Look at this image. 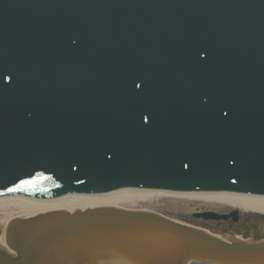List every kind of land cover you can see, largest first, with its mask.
Wrapping results in <instances>:
<instances>
[{"label":"water","instance_id":"water-1","mask_svg":"<svg viewBox=\"0 0 264 264\" xmlns=\"http://www.w3.org/2000/svg\"><path fill=\"white\" fill-rule=\"evenodd\" d=\"M132 186L264 194V0H0V195ZM190 260L264 264V239L102 206L0 242V264Z\"/></svg>","mask_w":264,"mask_h":264},{"label":"bare ground","instance_id":"bare-ground-1","mask_svg":"<svg viewBox=\"0 0 264 264\" xmlns=\"http://www.w3.org/2000/svg\"><path fill=\"white\" fill-rule=\"evenodd\" d=\"M186 196L188 198H201L209 202H220L232 206H239L243 211H255L264 214V195L242 194L234 192H191L172 193L157 190L144 189H117L100 194H70L49 200H34L20 196L0 197V224L14 216H29L37 212L48 210L74 209L82 210L98 206H130L133 207L139 202H147L152 196ZM137 203V204H136ZM0 241L3 242V228L0 233Z\"/></svg>","mask_w":264,"mask_h":264},{"label":"rangeland","instance_id":"rangeland-1","mask_svg":"<svg viewBox=\"0 0 264 264\" xmlns=\"http://www.w3.org/2000/svg\"><path fill=\"white\" fill-rule=\"evenodd\" d=\"M150 201L143 203H136L137 205L123 206L124 208L131 209H145L150 211H155L170 218H174L180 221H185L189 224L196 225L202 228H206L208 230L214 231L219 230L221 236H231L232 229L242 226L241 221L247 217L256 216L257 213L253 211H243L241 207L236 206L233 207L229 204H223L220 202H209L203 201L201 198H188L186 196H178L175 197L173 195L170 196H152ZM231 208L238 209L239 212V221L238 224H230L228 222L221 221H213V220H202L197 219L191 216V212L202 209H211L217 212L228 211ZM4 224H0V233H2V228Z\"/></svg>","mask_w":264,"mask_h":264},{"label":"flooded vegetation","instance_id":"flooded-vegetation-1","mask_svg":"<svg viewBox=\"0 0 264 264\" xmlns=\"http://www.w3.org/2000/svg\"><path fill=\"white\" fill-rule=\"evenodd\" d=\"M242 226L232 229L234 233L242 236H250L260 238L264 235V220L262 217H245L242 221ZM230 225V223H229Z\"/></svg>","mask_w":264,"mask_h":264}]
</instances>
